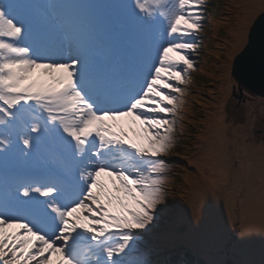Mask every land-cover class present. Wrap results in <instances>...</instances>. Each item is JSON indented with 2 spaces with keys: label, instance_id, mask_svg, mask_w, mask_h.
I'll return each mask as SVG.
<instances>
[{
  "label": "snow or ice",
  "instance_id": "snow-or-ice-1",
  "mask_svg": "<svg viewBox=\"0 0 264 264\" xmlns=\"http://www.w3.org/2000/svg\"><path fill=\"white\" fill-rule=\"evenodd\" d=\"M235 7L212 69L225 100L244 92L238 60L258 50L264 71V0ZM210 17L207 0H117L103 18L0 0V264H155L153 237L184 212L166 157ZM211 120L185 198L197 220L206 199L226 204L242 248L264 233V159L223 104Z\"/></svg>",
  "mask_w": 264,
  "mask_h": 264
},
{
  "label": "rangeland",
  "instance_id": "rangeland-1",
  "mask_svg": "<svg viewBox=\"0 0 264 264\" xmlns=\"http://www.w3.org/2000/svg\"><path fill=\"white\" fill-rule=\"evenodd\" d=\"M46 2V0H43ZM60 2L83 7L103 18L117 0H60ZM246 0H207L211 11V22L205 25L201 35L202 50L197 61L200 68L191 73L192 81L181 97L175 117L176 147L167 155L171 165L170 200L171 204L184 206L183 216L173 215L169 226L156 234L152 240L151 259L155 264H264V233L253 232L244 247L236 246L230 239L236 229L229 219L228 208L220 200L206 199L199 207V220L195 209L185 198L195 180L190 174L194 167L189 164L195 159L201 144V129L207 131L217 106L223 104L235 135L247 141L257 166L264 159V149L253 146L264 144V97H257L236 91L225 98L215 89L212 75L214 61L220 54V42L229 39L231 24L236 19V5L246 4ZM127 123V121H126ZM140 136L142 130L138 128ZM132 134V133H130ZM220 217H227V225L222 226ZM191 219L197 227H190L186 219ZM203 225V227H200ZM238 227V226H237Z\"/></svg>",
  "mask_w": 264,
  "mask_h": 264
},
{
  "label": "water",
  "instance_id": "water-1",
  "mask_svg": "<svg viewBox=\"0 0 264 264\" xmlns=\"http://www.w3.org/2000/svg\"><path fill=\"white\" fill-rule=\"evenodd\" d=\"M235 76L244 81V90L264 97V71L261 68V55L258 50L234 64Z\"/></svg>",
  "mask_w": 264,
  "mask_h": 264
},
{
  "label": "bare ground",
  "instance_id": "bare-ground-1",
  "mask_svg": "<svg viewBox=\"0 0 264 264\" xmlns=\"http://www.w3.org/2000/svg\"><path fill=\"white\" fill-rule=\"evenodd\" d=\"M244 3H246V4L259 3V0H246V2H244ZM219 221L221 222L222 226L226 227L228 218L227 217H220Z\"/></svg>",
  "mask_w": 264,
  "mask_h": 264
},
{
  "label": "trees",
  "instance_id": "trees-1",
  "mask_svg": "<svg viewBox=\"0 0 264 264\" xmlns=\"http://www.w3.org/2000/svg\"><path fill=\"white\" fill-rule=\"evenodd\" d=\"M261 136L264 138V134H262ZM261 145H262V146H260L259 143H255V144H253V146H259L260 149H264V144L261 143Z\"/></svg>",
  "mask_w": 264,
  "mask_h": 264
},
{
  "label": "clouds",
  "instance_id": "clouds-1",
  "mask_svg": "<svg viewBox=\"0 0 264 264\" xmlns=\"http://www.w3.org/2000/svg\"><path fill=\"white\" fill-rule=\"evenodd\" d=\"M245 93H248V94H250V95H254V94H251L250 92H248V91H246V90H244V92L242 93V95L245 94ZM254 96H256V95H254ZM257 97H259V96H257Z\"/></svg>",
  "mask_w": 264,
  "mask_h": 264
}]
</instances>
